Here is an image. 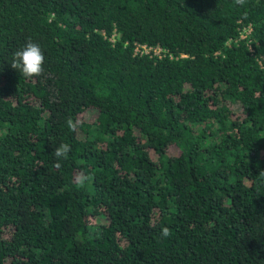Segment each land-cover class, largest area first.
Here are the masks:
<instances>
[{"label":"trees","instance_id":"obj_1","mask_svg":"<svg viewBox=\"0 0 264 264\" xmlns=\"http://www.w3.org/2000/svg\"><path fill=\"white\" fill-rule=\"evenodd\" d=\"M261 172L264 0H0V264H264Z\"/></svg>","mask_w":264,"mask_h":264},{"label":"clouds","instance_id":"obj_2","mask_svg":"<svg viewBox=\"0 0 264 264\" xmlns=\"http://www.w3.org/2000/svg\"><path fill=\"white\" fill-rule=\"evenodd\" d=\"M246 0H235L237 5H244ZM44 63L45 55L38 43L32 42L29 40L21 49L15 51L12 55L10 66L17 70L22 77L25 79H33L39 77L44 72ZM67 127L75 132L77 129V122H74L72 119L67 120ZM71 151L70 145L66 143L60 144L54 150V156L57 159L55 167L59 168L61 165L59 163L62 159H67ZM260 175H264V172H261ZM83 179H81V184ZM171 235L168 227H163L161 230V236L163 238H168Z\"/></svg>","mask_w":264,"mask_h":264},{"label":"built area","instance_id":"obj_3","mask_svg":"<svg viewBox=\"0 0 264 264\" xmlns=\"http://www.w3.org/2000/svg\"><path fill=\"white\" fill-rule=\"evenodd\" d=\"M252 31V27L250 25L246 26L243 30V33L241 34L242 37H246L248 34H250V32ZM154 51L155 54L161 56L162 55V50L159 48H153V47H149L147 45H142V46H137L136 47V51L140 52V53H149L151 51Z\"/></svg>","mask_w":264,"mask_h":264},{"label":"rangeland","instance_id":"obj_4","mask_svg":"<svg viewBox=\"0 0 264 264\" xmlns=\"http://www.w3.org/2000/svg\"><path fill=\"white\" fill-rule=\"evenodd\" d=\"M93 113H94V115L96 116V114H97L96 111H93ZM94 115H93V116H94Z\"/></svg>","mask_w":264,"mask_h":264}]
</instances>
